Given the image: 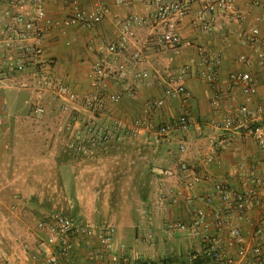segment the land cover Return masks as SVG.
<instances>
[{
	"label": "crops",
	"instance_id": "1",
	"mask_svg": "<svg viewBox=\"0 0 264 264\" xmlns=\"http://www.w3.org/2000/svg\"><path fill=\"white\" fill-rule=\"evenodd\" d=\"M4 1L0 0V13ZM44 1L54 19L71 15L72 1L87 12L92 10L85 0ZM181 1L187 3L189 13L172 20L183 42L178 49L159 43L166 27L154 18L153 0H127L125 6L103 0L109 12L93 29L72 27L46 35L42 48L43 61L50 63L47 72L72 89L76 95L72 103L38 93L39 66L34 64L0 83V264H46L50 231L37 225L53 212L97 229L118 225L109 254H101L95 238L77 237L74 251L61 264H186L189 251L202 249L201 240L187 228L169 236L165 227L174 221L188 223L194 208L207 215L206 234L226 241L228 229L212 225V216L221 207L217 188L226 185L240 193L259 190L264 182V153L250 137L218 130L214 123L232 116L245 103L239 89L228 87L231 74L250 73L256 78L258 94L249 106L264 109V66L235 38L241 29L259 28L264 35V8L252 9L251 0H237L236 11L244 19L236 21L231 14L218 12L203 30L197 19L203 0ZM125 29L129 33L125 50L113 56L108 48L120 42ZM199 48L222 59L217 69L218 107L212 104L214 90L198 66ZM135 53L142 54V63L133 61ZM242 54L248 56V63L239 61ZM97 64L113 77L106 95L121 93L122 100L93 113L84 100L92 91L89 77ZM121 65L127 75L119 80L116 73ZM186 66L184 94L166 98L165 90L179 84V73ZM141 72L148 73L150 87L137 77ZM159 100L164 101L160 108L155 106ZM38 107L45 112L38 114ZM183 112L191 116L186 132L173 129L165 136L159 134L162 126ZM136 119L142 120L143 129L132 136L126 129ZM89 127L109 128L113 136L103 145L91 146L84 139ZM74 139L83 140L86 153L74 147ZM209 157L215 161L207 163ZM180 164L196 175L193 188L179 178L161 176L169 169L182 175ZM208 196L213 198L210 206L203 202ZM260 213L252 208L247 215L255 220ZM237 224L248 238L250 223ZM150 236L152 242L147 240Z\"/></svg>",
	"mask_w": 264,
	"mask_h": 264
},
{
	"label": "built area",
	"instance_id": "2",
	"mask_svg": "<svg viewBox=\"0 0 264 264\" xmlns=\"http://www.w3.org/2000/svg\"><path fill=\"white\" fill-rule=\"evenodd\" d=\"M92 4L90 12L85 11L78 1H72V14L64 19L52 18L46 10L44 0H5V9L0 13V83H5L14 74L24 72L28 66L34 64L39 66L37 70L38 78L35 89L38 93L53 94L58 98L65 99L70 103L76 100V95L72 89L49 74L50 63L43 61L42 43L45 36L59 31L65 33L72 27H82L93 29L107 17L108 8L103 4V0H85ZM237 0H203L197 19L202 29H208L210 18L218 13L225 12L232 15L236 21L245 18L236 11ZM117 6L127 5V0H114ZM155 5L154 18L157 22L164 24L165 32L159 37V43L171 49H178L183 45L180 35L175 30L172 20L182 19L189 13L187 3L181 0L167 2L165 0H153ZM252 9L264 8V0H251ZM129 33L127 29L121 33L119 43L111 45L108 51L113 56H119L125 50V44ZM235 38L240 47L250 49L264 66V35L259 28L249 30H238ZM198 53L201 57L198 66L214 90L212 104L218 107L220 104V89L216 86L217 69L222 66L220 55L214 54L205 49L199 48ZM141 53L133 55V61L143 62ZM239 61L248 63L249 58L246 54L239 57ZM189 67H184L178 76L179 84L165 90L166 98L177 99L184 92L183 79ZM119 80L127 75V68L123 65L117 69ZM137 77L143 81L145 87H150L148 73L141 72ZM112 75L100 65H94L89 77L91 92L85 97L86 108L97 113L102 111L107 103H118L122 100V94H107ZM228 87L237 88L245 97V103L230 117L215 121L214 127L233 135L244 134L250 137L264 153V109L258 107L251 109L250 102L258 94V83L256 78L250 73L231 74ZM164 104L163 100L155 103L160 108ZM67 107L64 106L63 110ZM38 114L45 112L44 108L36 109ZM191 116L188 112H183L171 123L160 128L159 134L167 135L171 130L178 129L186 132L189 129ZM118 126L117 123L113 124ZM143 122L136 119L127 131L132 136H137L142 131ZM89 132L94 133L90 140L91 146L103 145L111 139L113 132L109 128L96 129L88 128ZM79 152L86 153L83 146H78ZM181 152L184 148L181 147ZM215 158H207L206 162H213ZM217 165L221 162L217 161ZM182 175L174 170H165L161 176L165 179H177L184 181L186 186L193 188L197 183V177L184 164H180ZM259 190L250 189L246 192H236L226 185H220L218 189L221 207L212 216V225L222 230L228 229L225 242L219 238L206 234L210 224L207 221L205 211L194 208L190 211L188 223L181 221L169 222L166 224V233L171 236L177 231L190 230L193 238H199L202 242V249L189 251L186 255V264H264V182L259 183ZM177 196H183L177 193ZM205 205L213 203L212 197L203 199ZM257 208L261 213L255 220H251L247 213ZM237 221L250 223L249 237H245ZM236 222V223H235ZM38 228L47 227L50 236L47 239L49 251L45 257L46 264H61V260L68 258L74 251V239L77 237L95 238L101 247V254L107 255L111 252L116 229L112 225L97 229L94 226L75 219H70L59 212H53L42 216L38 222ZM153 236L147 240L152 242ZM101 255V256H102ZM164 264V263H159Z\"/></svg>",
	"mask_w": 264,
	"mask_h": 264
},
{
	"label": "trees",
	"instance_id": "3",
	"mask_svg": "<svg viewBox=\"0 0 264 264\" xmlns=\"http://www.w3.org/2000/svg\"><path fill=\"white\" fill-rule=\"evenodd\" d=\"M84 134L86 135V137L84 139H86V140L88 139V141L90 142L94 133L89 132L88 128H86ZM78 146H83V140L81 141V139H79V140L74 139V147L77 148Z\"/></svg>",
	"mask_w": 264,
	"mask_h": 264
},
{
	"label": "rangeland",
	"instance_id": "4",
	"mask_svg": "<svg viewBox=\"0 0 264 264\" xmlns=\"http://www.w3.org/2000/svg\"><path fill=\"white\" fill-rule=\"evenodd\" d=\"M48 101V100H47ZM45 115V114H44ZM137 207L134 209V211H135V213H136V211H137ZM137 213H138V211H137ZM112 226H114L115 227V229L117 230V228L116 227H118V225H115V224H112Z\"/></svg>",
	"mask_w": 264,
	"mask_h": 264
}]
</instances>
